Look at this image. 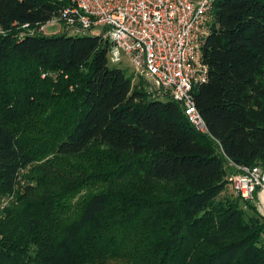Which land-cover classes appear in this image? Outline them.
<instances>
[{"label": "trees", "instance_id": "obj_1", "mask_svg": "<svg viewBox=\"0 0 264 264\" xmlns=\"http://www.w3.org/2000/svg\"><path fill=\"white\" fill-rule=\"evenodd\" d=\"M67 4L0 0V264H264L256 193L224 195L264 168V0L213 3L206 133L99 37L38 32Z\"/></svg>", "mask_w": 264, "mask_h": 264}, {"label": "built area", "instance_id": "obj_2", "mask_svg": "<svg viewBox=\"0 0 264 264\" xmlns=\"http://www.w3.org/2000/svg\"><path fill=\"white\" fill-rule=\"evenodd\" d=\"M67 1L46 26L99 37L107 43L110 64L128 60L133 86L141 85L152 99L178 103L195 129L207 132L195 107L194 89L207 79L202 45L209 34L215 0ZM43 30L41 26L38 32ZM237 169L240 173L228 178L234 194L253 201L255 190H264V168Z\"/></svg>", "mask_w": 264, "mask_h": 264}, {"label": "rangeland", "instance_id": "obj_3", "mask_svg": "<svg viewBox=\"0 0 264 264\" xmlns=\"http://www.w3.org/2000/svg\"><path fill=\"white\" fill-rule=\"evenodd\" d=\"M44 32H46L47 35H51V34H55V33H60L63 31V28L60 26H46L44 25ZM80 36H89L88 33H84V34H79ZM111 66L113 67H116V68H119L123 71H125V73L129 76H132V73H133V69H132V66L130 65V63L128 62L127 59H123L121 63L119 64H110ZM139 82V84H143L140 80H136ZM28 170H26L25 173H27ZM22 184V183H21ZM21 189V185L18 186L17 190H20ZM262 191H264L263 189L261 188H258L257 190H255V193H256V196H257V201L256 202V206L259 210V212L264 215V209L262 207V204H261V201H260V194L262 193ZM224 195H227V196H236L234 194V191L232 189V184H228V186L226 187L225 191H224ZM13 203L12 201L11 202H8V197L6 196H0V219L4 217V210L7 209V207L10 206V204ZM262 244L264 245V235L262 237Z\"/></svg>", "mask_w": 264, "mask_h": 264}, {"label": "bare ground", "instance_id": "obj_4", "mask_svg": "<svg viewBox=\"0 0 264 264\" xmlns=\"http://www.w3.org/2000/svg\"><path fill=\"white\" fill-rule=\"evenodd\" d=\"M260 201H261L262 207L264 209V191H262V193L260 194Z\"/></svg>", "mask_w": 264, "mask_h": 264}]
</instances>
